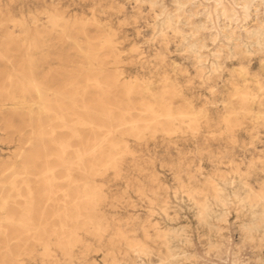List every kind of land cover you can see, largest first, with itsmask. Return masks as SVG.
Returning <instances> with one entry per match:
<instances>
[{
	"label": "rangeland",
	"instance_id": "rangeland-1",
	"mask_svg": "<svg viewBox=\"0 0 264 264\" xmlns=\"http://www.w3.org/2000/svg\"><path fill=\"white\" fill-rule=\"evenodd\" d=\"M257 1L264 23V0H190L177 11L176 0H0V12L9 8L40 29L28 47L23 28L13 25V71L48 88L55 112L60 105L75 111L73 137L39 109L34 92L16 85L15 99L0 94V103L18 107L0 111V168L16 160L1 176L0 193L11 174L10 210L17 214L26 196L33 222L5 224L0 264L157 263L166 227L182 229L169 240L179 264H264V228L242 226L258 207L232 194L249 191L254 204L263 202L264 47L242 29L253 23ZM171 12L168 26L162 21ZM223 23L248 50L233 48ZM220 43L227 48L214 57ZM5 66L0 59V73ZM68 94L74 108L62 97ZM52 139L69 141L65 155L75 148L74 180L64 178ZM45 148L53 153L47 167L12 156ZM215 187L229 195L226 206L213 198ZM202 201L212 209L205 219L197 216Z\"/></svg>",
	"mask_w": 264,
	"mask_h": 264
},
{
	"label": "bare ground",
	"instance_id": "bare-ground-1",
	"mask_svg": "<svg viewBox=\"0 0 264 264\" xmlns=\"http://www.w3.org/2000/svg\"><path fill=\"white\" fill-rule=\"evenodd\" d=\"M178 6L175 7V10H179L180 7L184 4H190V0H176ZM155 4V3H154ZM160 12L157 14H162L164 11V6L160 5ZM156 3V5H158ZM199 6V4H196L193 6V13L196 12V8ZM260 7V2H256L253 4V15L255 16V19L251 25H243L242 29L246 31L249 36L248 38L254 42L258 47H264V23L261 20L257 19L258 10ZM174 14L167 13L162 23H166L168 26H171V20ZM47 20L50 22L55 21V15L48 16L46 15ZM205 18L201 21L200 24H194L190 27L191 34L196 33L198 28H203L205 25ZM18 24L23 28L22 30V36L23 39L22 42L26 44V46H36V39L35 35L40 36V29L35 25L33 28L28 26V24L25 21V18L21 16L18 19H15L14 15L11 13L10 9H6L3 12H0V59L5 62V69L0 73V94L4 95L6 98L13 100L16 98V95L14 94L13 90L15 86L17 85L18 88L22 91H32L34 92L36 96V103L39 106V109H42L47 112H51L56 115L57 119L60 120L62 126L67 128L71 136L75 137V111H69L66 108H63L62 105L59 106L60 110L58 112H55L54 109L51 107L50 103L46 99V93L45 91L48 89L42 85L38 79H36L32 74H21L18 72H14L11 60H10V43L15 39V34L13 30V25ZM250 24V23H249ZM222 32L225 34V36H229V40L233 43V48H242L245 50H248L246 47L247 45L242 42L240 38V33L234 35V31L231 28L229 23H223L222 26ZM185 38V37H184ZM186 39V38H185ZM211 39H213V36H211ZM200 47L204 46L203 40H199ZM190 47L194 46V44H190ZM223 48H227L226 45L223 43H220L219 46L212 51V55L214 57H217ZM197 57L199 59H204V55L197 54ZM75 93V92H74ZM64 99H67L71 107H75V94H68V95H62ZM23 102L25 100V97L22 98ZM33 102V103H35ZM0 111L2 110L5 113H15L17 110V103L14 101L12 103H0ZM31 111V109H29ZM66 115L73 116V121L69 124L66 120ZM89 117V115H88ZM5 124L10 126L9 119H6ZM39 131L40 136L43 135L42 129H34L32 130V134H35ZM53 132V128L51 127L49 131V135L51 136ZM30 141V140H29ZM52 142L55 143V145L58 147L59 152L55 153V156L58 157V160L61 164V167L64 169V178L66 180H74V177L71 175V170L75 168V148L73 149L72 155H65L68 148L71 146L69 141L67 139H59L54 140L52 139ZM22 151H24L26 148L23 146V144H20L19 146ZM22 151L13 152L12 156L22 159V164L28 160H32L33 163L41 159L42 163L45 164L47 167L48 164V157L53 155L51 151H47L45 148V154L40 155L38 152H35V150H31V153H22ZM63 155L67 158V160H64ZM34 156V157H32ZM20 159L18 161H20ZM16 160H11L6 163V165H3L2 168H0V181L2 180L1 176L4 175L6 170H9L8 166H13L16 164ZM11 168V167H10ZM22 182H26L25 179L22 180ZM6 183L9 184V189L5 193H0V232H5V224H12L17 225L18 227H30V225L33 223L30 215V206H29V200L25 196L23 198L24 204L20 206L18 204V213L13 214L9 207V201L14 196L12 195V191L14 192L15 189V180L13 177L10 176L7 178ZM17 189V188H16ZM20 196L23 197L22 193H18ZM233 196L238 199L239 202L242 204H248L249 206H257L258 208L256 210H252V217L253 219L250 220L247 223H243V228L246 230H251L253 228H264V196H260V198L263 199V202L261 203H253L256 201L255 195H253L251 192L246 191V193L242 196L237 191H233ZM259 195V194H258ZM213 198L215 201L221 205L226 206L229 200V195L226 194L221 187H215L213 189ZM212 212L211 207L208 205L207 201H202L198 204L197 209V216L200 219H205L207 216L210 215ZM220 218L225 220V215L221 214ZM182 229L177 227H166L164 229H161L159 231V236L163 240L166 251L165 254L161 255L159 257V261L157 263L152 262H132L131 264H179L175 261L178 254L175 251V248L169 245V240L173 237H177L181 235ZM186 236V235H185ZM188 240V239H187ZM4 264V263H2Z\"/></svg>",
	"mask_w": 264,
	"mask_h": 264
}]
</instances>
